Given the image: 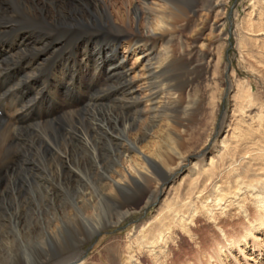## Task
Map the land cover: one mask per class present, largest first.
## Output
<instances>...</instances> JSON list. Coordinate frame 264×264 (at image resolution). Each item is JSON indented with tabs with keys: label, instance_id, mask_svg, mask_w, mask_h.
Masks as SVG:
<instances>
[{
	"label": "bare ground",
	"instance_id": "obj_1",
	"mask_svg": "<svg viewBox=\"0 0 264 264\" xmlns=\"http://www.w3.org/2000/svg\"><path fill=\"white\" fill-rule=\"evenodd\" d=\"M10 1L0 0V111L5 118L0 119V183L5 179L0 196L6 191L16 194L24 187L28 180L25 178L26 169H79L83 166L86 171H79L85 172L84 180H79L82 182L80 186L76 190H68L59 204H53V209L46 211L52 214V219L42 231V237L45 244H49L64 238V234H69L72 229L76 232L77 229L73 226L77 224L75 218L87 221L91 215L100 211L99 204L107 202L109 208L111 205L108 220L92 225L89 229L92 234H97L103 227L116 225L149 206L152 199L159 197L161 193L157 187L150 188L151 184L159 181L167 185L169 178L191 158L183 152L182 129L186 123H174L170 115L173 103L183 104L185 85L163 86L161 93H155L151 86L152 78L167 66L171 58L176 57L168 47L165 46L161 53L158 48L172 42V27L184 16V8H179L173 0H160L159 4L141 0L139 5L128 8L125 12L106 6L40 7L35 0H31L30 7H18L21 0H15L17 5L12 1L10 5ZM95 1L98 3L100 0ZM222 4L223 0H217L213 7L210 6V12L219 13ZM172 7H178L176 13H173ZM138 19L143 23V31H140L135 22ZM132 23V31L129 32L127 27ZM214 23L213 30L218 32L219 37L223 36L225 23L222 18L218 16ZM90 28L104 33L96 37L89 36ZM106 32L112 35L108 36ZM122 47L125 49L124 53L133 55L137 71L135 76L142 79V83L138 84L133 78L128 79L124 72L126 57L121 58L118 52ZM90 52L95 55L91 63L97 68L106 65V69L118 82L114 89L125 94L120 107L144 104V110H141L146 116L143 119L138 117L137 112L125 115L99 101L95 104L82 102L85 106L80 113L72 109L71 103L63 102L71 97L69 90L74 85L73 75L78 71L81 75L86 70L85 63ZM109 55L111 60L104 61ZM199 55L203 56L201 53ZM56 57L59 59H54ZM176 58L180 61L182 59L178 56ZM39 61H43L41 67ZM72 61H78L81 69L73 68L77 64L74 65ZM138 92L141 94L139 97ZM59 94H62L63 100L59 98ZM241 111L243 109L239 112ZM60 113L63 114L61 118H55ZM156 115L163 121V129L159 137H152L158 139L162 146H157L153 161L144 155L140 144L149 139L152 129L158 126L155 123ZM52 118L57 119L56 124ZM173 123L178 130L173 128ZM51 139H61L63 145L54 144ZM224 144L222 141L221 145ZM216 153L209 164L204 165V161L191 164V168L187 170V178L182 177L178 184L165 191V198L158 207L157 214L142 222L135 233L129 236L122 260L119 261L114 255L112 247L108 250L106 264H140L134 252L144 254L152 264H166L168 245L174 243L173 236L180 231L194 241L191 225H195L200 218L205 219L208 224L216 223V212L223 211L222 208L227 207L229 199L234 200L233 203L242 209L241 214L246 217L244 201L236 199L249 191H252L251 196L255 195L252 207L264 210V182L245 184L243 176L247 175V171L245 169L246 172L240 174L236 168L234 153H221L220 149ZM62 156L66 159L61 161ZM214 158L228 160L226 174L230 173V177H220L225 171L224 164L215 165L217 163ZM125 163H130V171L123 166ZM206 166L209 168L202 170ZM88 173L96 177L92 183ZM53 174L60 184L63 178L71 179L70 176L61 174V171ZM180 188L181 194H178ZM63 201L65 203L61 204ZM0 202L9 204L0 207L2 238L7 226L14 230L22 227L19 217L23 213L16 196L0 197ZM10 202L13 203L10 205ZM9 208L11 211L8 213ZM4 209L10 220H1V217L6 216L2 212ZM35 210L39 214L43 213L40 206ZM255 216L249 222V230L244 232L238 242H226L229 250H232L233 245L239 247L247 244L249 239L254 238V233L264 229V215ZM218 253H223L221 248ZM73 257L76 255L64 260L67 262ZM213 258L215 257H209L214 261ZM64 260L59 264H65ZM17 263L18 261L2 264Z\"/></svg>",
	"mask_w": 264,
	"mask_h": 264
},
{
	"label": "rangeland",
	"instance_id": "obj_2",
	"mask_svg": "<svg viewBox=\"0 0 264 264\" xmlns=\"http://www.w3.org/2000/svg\"><path fill=\"white\" fill-rule=\"evenodd\" d=\"M11 1L15 5L18 4L15 0ZM21 1L18 7H30L32 3L31 0ZM158 1L160 3V0L149 2L157 4ZM173 1L179 5V8H184V16L177 20L172 27V42L168 45L162 44L163 47L158 48V51L161 53L166 46L176 57H182V59L180 61L176 57L171 58L167 66L156 75L157 77L152 78L151 86L155 93H161L163 86L174 87L176 85L180 87L185 85L183 104L180 102L173 103L170 108V115L174 123L179 121L186 123L182 129L184 130L182 144L184 146L183 152L186 153L187 157L191 156L189 162L181 166L172 178H169L170 181L167 185L161 184L159 181L156 184L152 183L150 188L157 187L161 191L160 196L154 197L152 199L153 204L151 203L146 208L136 211L126 220L116 225L103 227L97 234H92V231H89L90 227L107 221L109 217L111 205L109 208L107 202H102L99 204L100 211L98 210L97 214L91 215L87 221L78 217V219L75 218L77 224H73V226L76 227V232L72 229L69 234H64V238L49 244H45L44 237H42V231L47 228L52 219V214L50 215L46 211L52 210L53 204H59V200H62L63 195L65 197V194L69 192L68 190H76L82 183L79 180L83 179L85 172L79 173L83 166L79 169L77 167L54 168L52 170L46 167L35 168L34 170L26 169L25 178L28 180L24 187L20 188L16 194L13 191H6L4 195L1 194L0 196L1 199L9 195L18 197L23 213L19 217L22 220V227L14 230L10 226H5L6 229L3 230L2 238H0V264L14 263L15 261H18L17 264H59L71 255L77 256V253L84 251L87 247H89L88 250L78 260L77 264H106L108 250L112 247L114 255L121 261L125 255L124 249L129 243V236L135 233L142 222L157 214V209L165 198V191L172 185L178 184L181 178L186 176L191 164L197 161H204V165L209 164L211 157L217 155L218 149L221 150V153H234V160L238 167L235 165L240 174L245 169L247 171V175L243 176L245 184L264 182V0H223L219 13L210 12V6L213 7L217 0ZM35 2L40 7L106 6L125 12L128 8L139 5L141 0H100L98 3L95 0H35ZM172 9L173 13H176L178 7H172ZM49 14L52 15L50 12ZM112 15L115 17L113 12ZM218 16L225 23L221 37L218 36V32L213 30L214 22ZM135 22L140 31H143V23L139 19ZM132 27L133 23L127 27V30L131 32ZM97 30L90 28L88 30L90 31L88 32L89 36L96 37L104 33L102 30ZM105 34L112 35L107 32ZM124 51L123 47L118 50L121 58L126 57L124 72L128 79L133 78V81L138 84L142 83V79L135 76L137 71L135 70L133 55L129 56L128 52L124 53ZM59 57L54 59H59ZM93 58L95 55L90 52L85 63L86 70L81 75L80 71L73 75L72 82L74 81L73 84L76 86L73 85L72 90H69L71 97L64 99L63 102L71 103L72 109L80 113L85 106L83 105L84 102V104L87 101L90 104H95L99 101L104 103L106 107H112L125 115L137 112L139 113L138 117L143 119L146 116L142 113L144 104L138 103L134 106L127 104L126 107L121 108L120 106L123 104L121 100L125 98V94L120 93L119 89H114L118 82L106 69V65L102 68L95 67L91 63ZM110 60L109 55L104 61ZM72 62L74 65L77 64L73 68L81 69L78 61ZM38 64L41 67L43 61H39ZM99 89L101 90L99 91ZM1 95L2 92H0ZM137 95L139 97L141 94L138 92ZM99 97L101 98L99 99ZM59 98L63 100L62 94H59ZM240 109L243 111L239 112ZM1 114L0 111V119H5ZM62 115L60 113L55 118L60 119ZM156 116L155 121H157L155 123L158 126L152 129L150 138L140 144L144 155L153 161H155L154 155L157 146H162L158 139L152 137H159L163 129V124H161L163 121L160 116ZM55 118L52 119L56 124L57 119ZM174 123L172 124L173 128L178 130ZM60 140L51 139L54 144L63 145L62 140L61 142ZM222 141L225 142L224 145H221ZM65 159V156L61 157V161ZM218 159L214 158L217 163L215 165L224 164L223 169L225 170L220 177L224 178L226 175L227 178L230 177V173L226 174L229 166L228 160ZM137 163L140 164L141 162L137 161ZM129 164H123L125 169H130ZM140 166L142 165L140 164ZM208 168L209 166H206L202 170ZM58 171L70 176L71 179L63 178L62 184H60L58 178L54 179L55 175L53 174ZM83 171L86 170L83 169ZM88 176L90 182L96 180V177L91 173H88ZM4 180L0 183V190L3 188ZM91 183L88 182V184ZM177 192L181 194V188ZM251 193L252 191H249L236 199L237 201H244L247 210L246 217L241 214L242 209L233 203L234 200L229 199L227 207H223V211L216 212L218 215L216 223H210V225L205 219L200 218L195 225H191L194 241L178 231L173 236L174 243L168 245L166 264H264V229L254 233V238L249 239L247 244L239 245V247L233 245L232 250H229L226 244L228 240L238 242L244 232L249 230L251 226L249 222L256 217L255 215H264L263 209L252 207L255 195L251 196ZM12 203L10 202V205ZM64 203L63 201L61 204ZM6 205L9 204L0 202L1 208ZM39 206L43 209L41 214L35 210ZM10 211L11 208H9L8 213ZM2 212L6 216L1 217V220H10L6 209ZM16 232L20 233L16 234ZM223 235L224 237H222ZM220 248L222 254L218 253ZM134 256L140 264H152L144 254L138 255L134 252ZM209 257H215L213 258L214 261L210 260ZM64 261L66 262V260Z\"/></svg>",
	"mask_w": 264,
	"mask_h": 264
},
{
	"label": "water",
	"instance_id": "obj_3",
	"mask_svg": "<svg viewBox=\"0 0 264 264\" xmlns=\"http://www.w3.org/2000/svg\"><path fill=\"white\" fill-rule=\"evenodd\" d=\"M88 248L89 247H87L84 251L77 253L78 255L76 257H73L71 260H68L67 262H65V264L76 263L85 254V252L88 250Z\"/></svg>",
	"mask_w": 264,
	"mask_h": 264
}]
</instances>
